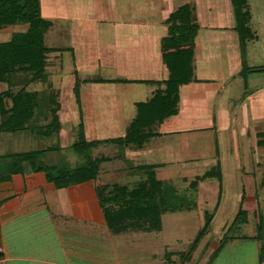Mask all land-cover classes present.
<instances>
[{"label": "rangeland", "instance_id": "obj_1", "mask_svg": "<svg viewBox=\"0 0 264 264\" xmlns=\"http://www.w3.org/2000/svg\"><path fill=\"white\" fill-rule=\"evenodd\" d=\"M146 1L152 0H120L118 19L128 15L127 8L130 14L135 16L138 8L144 6ZM154 1L155 4L162 2ZM175 3L176 6L191 4L195 10L200 9L198 13L195 12L200 27L197 45L202 43L201 38L205 39V45H208L207 55H228L227 41L237 40L234 10L230 0H175ZM222 3L226 4V7L222 6ZM249 8L251 20L248 25L255 37L249 40L243 49L238 46L240 61L245 68L264 67V0H249ZM208 9L213 12L208 14ZM229 22L233 28L224 30V27L230 26ZM113 25L111 23L107 26L112 32ZM27 28V25L17 24L0 30V43L8 42L14 34L25 32ZM70 40L69 36H64L58 43L55 41V44L66 46ZM47 44H50L49 40ZM74 51H66L55 69L50 71V68H46L48 80L45 90L39 94L36 115L31 126L35 127L33 130L48 132L49 135H44L41 141L28 140L23 142V145L21 142L18 146L14 145L15 149H12L11 145V154L9 153L7 158L9 162L0 166L1 176L3 171L9 176L14 170V164H18L21 172L27 171L28 162L14 159L27 151L37 153L35 162L38 165L79 168L88 160L75 151L72 145L81 142V138L87 142L103 140L95 139L97 135L93 131V121L95 115L107 120V108H98L99 105H95V97L91 96L88 81L107 80L115 71L101 67L89 68V71L80 70L77 66L75 69L72 61ZM211 66L217 69L212 63ZM218 66H221V63ZM72 71L75 72L79 98L77 101L72 89L69 95L74 96L75 101H71L69 108L76 110L79 120L64 119L65 122L62 123L59 111L62 104L67 105L68 100H65V96L62 98L61 94L63 85L73 76L70 74ZM230 79L227 80L228 86L222 89L223 93L219 95L216 104L218 106L224 103L228 108L232 118L229 129L221 131L217 126L216 131L203 132L193 139L182 135L175 136V140L172 137L170 140L173 141L169 144L175 148L174 156L163 155L159 148L165 147V141L156 139L151 140L144 147V152L137 156L134 154L136 149L132 150H136L131 152L133 155L127 156L125 148L113 144H102L89 150L88 156L93 160L105 159L104 163L99 165L101 171L125 170L120 178L114 177L116 174L103 176L101 173L98 182L103 184H119L133 188L146 178L144 173L133 172V168L164 162L165 166L155 170L156 175L158 180L164 183V188L168 189L169 206L176 207V211H169L162 217L160 232L145 234L146 239L154 238L152 246L151 243L146 246L145 242L140 244L134 234L127 235L128 242L122 235L115 239L107 228V246L102 245L105 251L97 252L98 256L106 258L107 264H252L254 254L255 257L258 254L255 264H264V146L258 144L260 139L256 136L257 133L264 132V72H249L243 76L240 73V76L232 81ZM5 87L6 85L1 84L0 92L5 90ZM121 98L125 100L122 104L123 118L129 121L135 110L131 105L133 97L122 94ZM244 105L249 108L247 117L243 113ZM56 109H59V126L53 123ZM73 111H70L71 118L75 116ZM81 122L84 124L83 131L79 127ZM65 132L70 133L68 140L62 139L61 135ZM22 133L17 134L23 135ZM14 168L16 169V165ZM212 170L214 171L210 175ZM207 173L209 175L205 176ZM194 183L197 185H192ZM92 185L93 183L82 187L70 186L66 189L67 195L81 198L82 193L79 194L77 189L83 188L90 193ZM93 197L89 205L92 210L94 206L97 214H103L97 192ZM141 230L137 228L134 232L139 233ZM202 234L197 248L193 250L195 241ZM219 247L222 248V256L220 260H216L220 253L214 258L213 253Z\"/></svg>", "mask_w": 264, "mask_h": 264}, {"label": "crops", "instance_id": "obj_2", "mask_svg": "<svg viewBox=\"0 0 264 264\" xmlns=\"http://www.w3.org/2000/svg\"><path fill=\"white\" fill-rule=\"evenodd\" d=\"M40 1L43 18L53 23L45 35V44L52 49L47 56V68H50V71L55 69L66 51L75 50V54L72 55L74 68L77 66L83 71L95 67L114 70L115 74L107 78V83L88 81L91 96L95 97V105H99L98 108H107V120L94 116L93 131L97 135L95 139L100 140L124 137L128 126L136 117V105L148 102L157 91L166 89L165 81L168 80L169 71L162 55V42L168 36L166 20L183 4L176 6L175 0H162L156 4L154 0L146 1L144 6L138 8L135 16H132L127 8L128 15L120 20L117 17L120 0ZM222 6L226 7V4L222 3ZM198 10L200 9L197 8V13ZM212 12L208 9V14ZM111 23L114 24L113 32L107 28ZM231 27L233 28L230 25L223 29L228 30ZM64 36L71 38L66 46L55 44V41L58 43ZM197 39L198 36L192 64L193 81L180 88L178 114L157 127L160 137L154 139L165 141V147L159 148L163 155H175V148L169 144L173 141L170 140L172 137L175 140V136L182 135L193 139L203 132L216 131L217 126L224 131L232 125L231 114L226 105L216 104L219 95L223 93L222 89L228 86L227 80L231 78L232 81L240 76L243 67L238 51V37L236 36L237 40L234 42L227 41L228 55H207L206 40L201 38L202 43L197 45ZM47 40L50 44H47ZM211 63L217 69H214ZM217 63H221V66ZM64 66L62 60V67ZM70 74L73 76L68 79L69 83L63 85L61 94L62 98L65 96V100H68L67 105L62 104L59 111L62 123L65 122L64 119L79 120L76 110L69 108L71 101H75L74 96H70L69 93L72 89L74 91L76 83L75 72L72 71ZM26 77L24 75L20 79L23 78L26 82ZM47 80L48 72L45 80L29 84L26 82L24 87L28 92L40 94L45 90ZM2 85L6 87L0 93L9 90L7 83ZM122 94L133 97L131 105L135 110L131 112L133 116L130 115L129 121L123 118L122 104L125 100L121 98ZM6 105L7 108H11L12 102L8 100ZM71 109L75 114L72 118ZM248 110V106L244 105L243 113L246 117ZM115 111L118 116L115 115ZM32 123L33 121L28 129L22 131L23 135L0 131V166L9 162L7 158L11 154V145L12 149H15L14 145L18 146L21 142L23 145V142L28 140L41 141L43 136L40 135V131L33 130L35 127L31 126ZM197 123L202 125L198 126ZM1 124L0 110V126ZM61 136L62 139L68 140L70 133L65 132ZM143 149L135 152L132 148H126L125 155H133L134 152L136 156L141 155ZM29 152L31 151L25 153ZM187 152L189 153L188 149ZM156 164L162 167L166 165L164 162ZM2 178L7 179L0 180V245L5 250L0 258V264H107L106 258L97 254L98 251H105L102 245L107 244V228L115 239L122 235L126 242L127 235L134 234L140 244L145 242L144 246L148 243L152 246L155 242L154 238L146 239L145 234L160 232L141 230L137 233L133 228L115 232L110 229L104 212L103 214L98 212V215L94 206L92 210L89 205L96 192L94 182L76 185L82 187L93 183L90 193L80 188L77 192L82 193V197L73 198L67 195V188L56 189L53 184L48 183L44 173L33 172L30 166L27 171L22 172L16 168L9 176L3 171V175L0 174V179ZM221 253L216 260L221 259ZM256 259L258 254L256 257L253 255L252 264H255Z\"/></svg>", "mask_w": 264, "mask_h": 264}, {"label": "trees", "instance_id": "obj_3", "mask_svg": "<svg viewBox=\"0 0 264 264\" xmlns=\"http://www.w3.org/2000/svg\"><path fill=\"white\" fill-rule=\"evenodd\" d=\"M230 2L233 6L236 22L234 30L237 33L241 49L255 37L248 25L251 20L249 0H230ZM195 12L193 5L184 4L178 7L166 20L168 36L162 42L163 60L169 71L168 80L165 81L166 89L157 91L148 102H141L136 105V117L124 137L94 142H87L81 138V142L73 144L72 147L84 155L88 161L85 165L75 169L38 165L35 162L38 155L34 152L14 157L21 162H28L33 172L45 173L48 183L53 184L58 190L95 182L97 196L104 210L107 225L115 232L129 228L161 231L162 217L169 211H176L174 210L176 207L171 208L169 206L168 189L164 188V183L157 178L155 170L161 165H145L133 168L134 171L129 167L133 172L139 171L146 175V178L138 182L133 188L119 184H103L98 182L101 173L103 176L116 174L117 176L114 177L120 178L125 170L101 171L99 165L104 163L105 159L93 160L88 156V152L102 144H115L125 149H143L151 140L160 137V134L157 133V127L178 114L180 88L190 84L194 78L192 64L196 38L200 29ZM17 24H26L28 26L27 31L16 33L8 42L0 43V84L7 83L9 85L8 91L0 93L2 118L0 131L9 133H18L28 129L35 118L39 94L28 92L24 86L26 82L29 84V82L45 80L48 66L47 56L52 52V49H49L45 44V35L53 23L43 18L40 0H0V30ZM243 53L242 55L245 54ZM249 72H264V67L245 68L243 66L241 75ZM24 75L27 76L26 82L23 78L20 79ZM95 82L107 83L106 80ZM17 87L20 89L15 90ZM78 92V85L75 84L74 94L77 101ZM8 100L12 102L11 108H7L6 102ZM58 111L59 109H56L54 112L53 122L57 126L60 123L57 116ZM83 125V122L79 125L82 131ZM40 135H49V133L41 132ZM256 136L260 139L258 144L263 147L264 132L257 133ZM15 165L17 170L21 171V168L17 167L18 164ZM14 166L13 169H15ZM213 171L209 174L212 175ZM209 174L207 173L205 176ZM202 236L203 234L195 241L193 250L197 248L196 245ZM221 249V247L217 248L216 252L213 253V258L221 252Z\"/></svg>", "mask_w": 264, "mask_h": 264}, {"label": "built area", "instance_id": "obj_4", "mask_svg": "<svg viewBox=\"0 0 264 264\" xmlns=\"http://www.w3.org/2000/svg\"><path fill=\"white\" fill-rule=\"evenodd\" d=\"M4 252H5V250H4L3 246L0 245V258L3 256ZM261 264H263V263H261Z\"/></svg>", "mask_w": 264, "mask_h": 264}]
</instances>
